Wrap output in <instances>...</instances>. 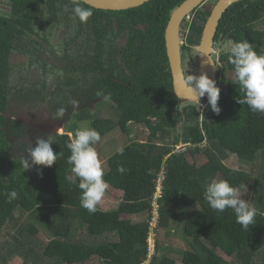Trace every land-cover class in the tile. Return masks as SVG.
Instances as JSON below:
<instances>
[{"label":"trees","instance_id":"1","mask_svg":"<svg viewBox=\"0 0 264 264\" xmlns=\"http://www.w3.org/2000/svg\"><path fill=\"white\" fill-rule=\"evenodd\" d=\"M183 1L149 0L139 9L121 11L98 10L79 0L93 13L85 22L83 41L55 47L74 72L62 75L59 87L48 91L45 78L65 65L54 59V52L45 53L48 46L42 39L48 38L42 36L53 27L46 22L60 19L56 29L64 26L65 39H76L74 23H83L73 15V0H0V234L17 212L28 218L5 247L0 235V264H9L15 255L23 258L21 264H176L177 257L157 239L149 259L154 202L159 228L180 230L188 242V248L177 252L182 264H264V114L236 102L243 93L226 74L220 81L227 90H221L219 114L209 105L201 115L196 102H184L175 94L165 28ZM42 7L49 16L40 14ZM57 11L60 14L54 16ZM262 12L264 0L233 3L220 21L215 42L228 21L229 40L247 41L258 54L264 53V31L252 23ZM210 13L201 5L190 14V25L182 28L186 76L195 59L192 45H199ZM116 20L122 26L115 28ZM138 23H144L145 30L136 33L132 26ZM120 36L126 38L125 45L117 44ZM224 61L231 69L227 55ZM40 69L44 79H31V72ZM98 92L111 94L117 117L103 118L92 111L91 102L102 100ZM73 100L78 107H73ZM36 101H47L53 117L56 109L64 108L63 118L57 120L71 124L63 132H45L41 137L51 140L56 163L26 170L24 157L32 145L29 126L10 109ZM84 120L101 137L119 128L130 138L123 154L116 151L109 156L104 173L107 184L123 192L114 209L97 206L95 213H89L80 203L79 181L66 179L72 174L66 144ZM133 124L149 130L147 140L132 137ZM181 142L186 151L176 150ZM196 154L205 157L199 166L192 160ZM229 154L250 167H229L225 163ZM121 165L123 173L117 171ZM162 176V193L155 199ZM212 178L227 180L241 192L250 187L248 201L257 215L248 229L236 223L231 209L219 213L204 200L205 185ZM13 189L18 197L9 202L7 194ZM136 214L145 217L127 218ZM39 226L47 230V242L38 237Z\"/></svg>","mask_w":264,"mask_h":264},{"label":"clouds","instance_id":"2","mask_svg":"<svg viewBox=\"0 0 264 264\" xmlns=\"http://www.w3.org/2000/svg\"><path fill=\"white\" fill-rule=\"evenodd\" d=\"M73 4L74 17L78 18L81 23L87 22L93 14L92 10L81 7L79 0H73ZM220 51L227 54L228 62L232 65L229 72L231 80L239 86L243 93V97L236 98V102L246 104L250 110L264 114V53L258 54L247 41L235 42L232 40L224 43ZM183 83L188 93L199 102L207 95V103L212 111L216 114L220 113L221 109L218 107L220 88L216 81L207 74L201 73L198 76L187 75ZM97 95L102 97L104 102L112 100L111 94L98 92ZM72 105L78 107V102L73 100ZM64 114L65 109L58 108L54 118L62 119ZM100 140L101 136L98 131L93 128H82L70 135L69 142L66 144L71 152L67 158V164L71 166L72 173L66 179L73 183L79 181L80 203L89 213L96 212L97 205L108 187L104 179V169L94 147ZM117 151L123 154L124 149L120 147ZM56 160L57 153L52 148L51 140L37 138L35 146L31 145L27 151V157H24V167L26 170L32 165L51 167L56 163ZM117 171L123 173L125 169L121 165L117 167ZM7 196L8 201L11 202L18 197V193L13 189ZM203 198L211 209L219 213L231 209L235 214L236 223L240 224L243 229H248L254 223L257 209L249 201L242 199L240 188L231 186L227 180L212 178L205 185ZM154 206L153 203L155 219V215L159 216V212L158 204L157 210H155L157 213L154 211Z\"/></svg>","mask_w":264,"mask_h":264},{"label":"rangeland","instance_id":"3","mask_svg":"<svg viewBox=\"0 0 264 264\" xmlns=\"http://www.w3.org/2000/svg\"><path fill=\"white\" fill-rule=\"evenodd\" d=\"M217 0H207L205 4L203 5V9H212L214 4ZM192 16L185 18L183 21V27H188L192 21ZM182 38V36H181ZM182 41H184L182 39ZM215 55L218 56L219 54V46L215 45ZM192 50L195 53V59L189 64L188 71L189 75H200L201 74V65H200V57H199V50L198 46L192 45ZM31 79L39 80V76L37 74H33ZM217 86L220 88V92L223 89L222 83H216ZM25 102V101H24ZM38 103V104H37ZM196 103L200 106L198 107L202 113H205L209 111L208 103H207V96L201 98L200 102L199 100L196 101ZM23 104H16L15 106L11 107L10 111L14 112V115H16L20 120L26 122L29 126V133H28V140L32 142V146H34L35 141L37 138H41L44 136V133H53L54 131L57 132H63L65 129V125L69 126L71 124V121H68V125L65 124L63 121L62 123L64 125L57 126L58 122H53V115L51 112V106L48 104L47 101H44L43 104H40L39 101L36 102H30L27 107H24ZM91 108L93 112H96L100 117L103 118H113L117 117L115 115V106L112 102H104L103 100H98L91 102ZM208 108V109H206ZM76 112V111H75ZM203 120V119H202ZM52 122V126H51ZM86 122V123H85ZM89 121L87 120L81 121L77 123V126L82 128H87ZM73 126V125H72ZM71 126V127H72ZM70 135H73L71 132ZM149 135V130L141 125L133 124L132 125V137L138 139L139 141H145L147 140ZM130 138L127 137L119 128H116L115 130L109 132L104 137H101V140L95 145V149L98 151V157L101 161L102 167L104 169V173L108 170V164L107 160L112 153H115L118 148L123 147L125 144L129 142ZM176 150L178 151H186L187 145L184 143H180ZM194 159V160H193ZM192 160L197 163L196 166H199L203 162H205V157L202 154H196L194 157H192ZM225 163L232 168H242V169H248L250 166L243 161H241L236 155L229 154L227 159L225 160ZM249 188L246 189L244 192H241L242 199H245L248 201L250 199L249 195H251V192L249 191ZM123 196V192L119 191L117 189H114L108 185L101 201L97 205L98 207H101L104 210L114 209L118 206L119 202L121 201ZM157 210V207L154 206V211ZM145 217L144 214H136V215H129L127 218H130L134 221H141ZM28 218L27 216L21 215L20 212H17L16 219L14 221H11L6 224V226L1 231V244H4V247L6 246V243L12 239V236L16 233V231L19 229L22 223H27ZM39 225V224H37ZM158 226V215H155V219L152 223V227L155 229L150 233L149 236V247H150V253H149V259L155 254L156 252V239L157 241L160 240L164 244L163 246L166 248L167 252H170L172 255L176 256L177 263L176 264H182L181 258L179 255H177L178 251L183 250L184 248H188V242L183 237V234L180 230H172L169 232L166 229L157 228ZM39 235L38 237L42 238L45 242L48 241L49 235L47 233V230L43 227L39 226ZM2 249V252L5 253V249ZM10 260H8L9 264H21L23 258L21 256L15 255L14 257H10ZM88 264H100L98 262L88 263Z\"/></svg>","mask_w":264,"mask_h":264},{"label":"water","instance_id":"4","mask_svg":"<svg viewBox=\"0 0 264 264\" xmlns=\"http://www.w3.org/2000/svg\"><path fill=\"white\" fill-rule=\"evenodd\" d=\"M83 2L102 9H126L143 4L149 0H82ZM207 0H184L172 12L165 30V43L170 63L173 86L175 94L182 101L196 102L198 99L192 97L184 86L186 73L182 58L181 26L185 18L203 5ZM240 0H217L211 9V13L205 23L202 37L198 45L201 73L207 74L211 79L217 81V65L213 57L215 37L222 17L227 9ZM59 125V124H58Z\"/></svg>","mask_w":264,"mask_h":264},{"label":"flooded vegetation","instance_id":"5","mask_svg":"<svg viewBox=\"0 0 264 264\" xmlns=\"http://www.w3.org/2000/svg\"><path fill=\"white\" fill-rule=\"evenodd\" d=\"M143 4H140V5H137V6H134V7H130V8H126V9H136V8L139 9L140 6H142ZM94 8H96V7H94ZM97 9L98 10H100V9L101 10H107V9H102V8H97ZM126 9H116V10H121L122 11V10H126ZM39 10H40V14L42 13L44 15L49 16V11L44 10L43 7L40 8ZM58 14H60V11H57L54 14V16H57ZM38 17H40V15H38ZM230 18H232V16H230ZM47 23L52 24L53 27L52 28H49L51 30V33L50 34L45 32V34L42 36V38L44 36H47V38H48L47 40L42 39L43 44L46 45V46H48L47 51L45 53H47V52H54L55 53L54 59H56V60L60 59L61 60L60 64L65 65V66H68V67H65V66L62 67V65L58 64V65H60V67H62L61 68V72L60 71H56L54 73H50L45 78V80H46V82L48 84L47 90L50 91L51 89L52 90H55L56 88L59 87V84L57 83V81H58V79H60V77L62 75L66 74V73L71 74V72H74L73 68H71L70 65H67L66 64V61L61 57V55L56 52V48H55L56 45H59V44L62 45L64 43H66V42H69L68 45L75 44V43H81L83 41V39H84V36L86 35V31H85L86 30V26H85V23H83V24H79L77 22L74 23V32H75V35L74 36L76 37V39L70 37V39L68 38L69 40H67V39H65V36H66L65 27L60 25V31L58 29H56V27H55V25L60 24V19L57 22H55V21H53V22L48 21V22H46V24ZM252 23H253V25H254L255 28H257L260 31H264V12H262L261 15H260V17L256 18V20H253ZM114 26H115V28H118V27L122 26V23H120L119 21L116 20V22L114 23ZM228 27H230V23H228V21L225 22L223 26H221L222 33L220 35V39H219L220 41L218 43L215 42V45H218L219 48H221V46L230 39V34L228 35L229 32H227ZM182 28H183V23H182V26H181V32H182ZM132 29L134 31H136V33H138L139 30H145V24L144 23L135 24L134 27L132 26ZM125 30L128 31L127 29H125ZM125 30H123V32L126 35V31ZM165 30H166V28H165ZM227 35H228V37H227ZM126 43H127L126 38L123 37V36H120V39H118V43L117 44H119V45H125ZM45 53L43 54L44 55L43 58H47V56H46ZM215 54L216 53H215V49H214L213 57H214V59L216 61V65H217V81H216V83L217 82L220 83V81H222L221 77L223 76V74H226V77H228L229 79H231V77L229 75L230 68H228L227 62L224 61V56L227 55V54L224 53V52H221L220 50H219L218 56H216ZM118 59L121 60L119 56H118ZM66 69H70L69 72H67ZM125 70H127V68ZM34 73L37 74L41 80L44 79V76L41 73V69H40V71H36V70L32 71L31 72V76ZM223 86H224L223 89L226 91L227 90V85L226 84H223ZM220 95H221V92H220ZM206 96L207 95H205V97ZM206 109H208V108H206ZM202 114H204V113H202ZM52 121L53 122H58L57 123V126L64 125L62 123L63 121L57 120L54 117H53ZM51 126H52V122H51Z\"/></svg>","mask_w":264,"mask_h":264},{"label":"built area","instance_id":"6","mask_svg":"<svg viewBox=\"0 0 264 264\" xmlns=\"http://www.w3.org/2000/svg\"><path fill=\"white\" fill-rule=\"evenodd\" d=\"M162 179L163 177H160L159 180H158V188H157V193L155 194V199H157V197H159L161 195V190H162ZM154 205L157 207V203L154 202ZM155 213H157L155 211ZM154 219V218H153Z\"/></svg>","mask_w":264,"mask_h":264}]
</instances>
